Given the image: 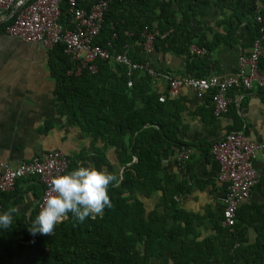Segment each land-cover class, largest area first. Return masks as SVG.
Returning <instances> with one entry per match:
<instances>
[{
	"label": "trees",
	"instance_id": "16d2710c",
	"mask_svg": "<svg viewBox=\"0 0 264 264\" xmlns=\"http://www.w3.org/2000/svg\"><path fill=\"white\" fill-rule=\"evenodd\" d=\"M95 1L76 0L87 11ZM66 2L60 4L59 23L64 29H72ZM212 6L224 12L216 22L222 31L213 34L212 42L200 36V42L193 43L197 37L190 35L189 21ZM15 16L0 24V31L5 32ZM242 24L251 45L256 40L264 45V0H109L96 41L116 53L128 51L131 61L143 63L148 58L141 55L145 41L142 34L152 33L154 50L188 56L180 78H203L207 77L206 60L211 49L219 44L233 46ZM194 45L205 49L206 54L191 53ZM48 53L56 114L104 149L114 148L117 166L102 150H98L97 159L120 182L116 187L109 186L112 207L105 208L102 215L81 223L69 213L50 236H33L28 231L38 214L37 206L29 217L13 213L10 228H0V264H150L153 259L160 264H264V202L243 203L231 231L221 226V213L212 228L215 235L201 241L196 240L192 218L176 208L172 199L176 191L170 190V177L162 173L163 150L185 147L177 138L179 110L172 108L174 101L159 102L161 94L143 73L129 76L123 66L98 60L95 73L84 71L70 77L66 72L72 63L64 45L59 43ZM129 81L131 86L127 85ZM211 113L213 116L212 107ZM51 127L47 124L42 133ZM236 130L234 125L231 131ZM80 158H68L65 174L78 167ZM259 172L260 180L253 189L261 188L264 195V170ZM158 193L159 203L146 213L143 198ZM16 196L15 188L0 192V205ZM6 211L0 210V214Z\"/></svg>",
	"mask_w": 264,
	"mask_h": 264
},
{
	"label": "crops",
	"instance_id": "0c3cea01",
	"mask_svg": "<svg viewBox=\"0 0 264 264\" xmlns=\"http://www.w3.org/2000/svg\"><path fill=\"white\" fill-rule=\"evenodd\" d=\"M223 14L222 10L212 6L204 14L191 18L187 27L190 35L197 37L193 43L200 42V36L206 38L204 41L212 42L213 34L222 31L216 22ZM10 16L11 13L0 12V24ZM235 38L233 46L219 44L211 49L206 60L207 76L236 74L238 57L251 48L249 32L244 24L238 27ZM141 55L148 58L154 69L172 78H180L188 62L187 55L170 50L153 49L151 53L145 55L142 52ZM48 63L49 53L42 45L11 37L7 29L0 31V167L5 164L15 166L43 152L58 150L69 159L81 156L77 161L78 167H94L108 172L99 164L98 150H102L107 160L117 166L114 148L104 149L102 144L95 143L56 114L55 83ZM167 87V81L161 78L153 88L165 99L174 101L172 108L179 110L177 138L191 151L188 158L178 160V147L163 150L162 173L170 177V190L176 191L172 198L176 208L192 218V228L198 234L196 240L201 241L215 235L212 228L222 213L226 189L218 179L219 165L208 145L232 132L234 125L236 132L249 140L264 141V94L257 86L248 90L231 89L226 114L215 119L209 95L198 98L194 92L183 90L180 96L170 97ZM47 124L52 127L47 133H42ZM253 165L259 171L264 170L262 153L256 156ZM119 171L120 168L118 174ZM15 191L16 198L3 202L0 210L18 208L16 214L29 217L41 196V186L37 180L23 179L15 185ZM160 198L161 193L149 199L143 198L146 213L153 210ZM246 202L263 203L261 188L253 189ZM174 214L178 216V213ZM160 263L156 259L150 262Z\"/></svg>",
	"mask_w": 264,
	"mask_h": 264
},
{
	"label": "built area",
	"instance_id": "2783aa9c",
	"mask_svg": "<svg viewBox=\"0 0 264 264\" xmlns=\"http://www.w3.org/2000/svg\"><path fill=\"white\" fill-rule=\"evenodd\" d=\"M0 0V12L16 15L13 23L7 28V33L26 43H38L51 50L59 43L64 45V53L70 58L72 67L67 70L68 76L78 77L84 71L95 73L96 61H111L123 66L127 75L134 72L145 74L151 79V85L156 86L158 79L168 83L167 95L178 97L183 90H190L198 98L210 97V104L215 118L223 117L230 104L228 92L231 89L248 90L257 86L264 93V45L262 40H256L246 54L238 57L236 74L227 77L209 75L203 78L186 77L172 78L154 69L149 60L143 63L133 62L128 57V51L116 53L102 47L96 38L102 27L104 15L108 9L109 0H96L90 9L78 6L76 0H67L66 7L70 15L72 29H64L59 23L60 4L63 0ZM259 9V7L257 8ZM142 44L143 54L153 50L154 34L144 31ZM162 38L165 35L161 36ZM125 50L129 46L125 45ZM190 52L204 56L205 49L190 47ZM262 63V64H260ZM131 86V81L128 82ZM159 102L166 99L163 95ZM178 160L189 157L190 149L179 148ZM219 165L218 179L226 186L223 199L221 226L232 230L239 207L249 198L261 174L253 162L259 153L264 155V141L249 140L238 132H230L215 141L210 149ZM68 157L63 152L52 150L43 152L29 161H21L15 166L8 164L0 167V192H12L16 182L22 179L36 178L42 187L37 203L39 213L44 197L49 190L50 180L57 175H64L68 168ZM232 264H238L233 262Z\"/></svg>",
	"mask_w": 264,
	"mask_h": 264
},
{
	"label": "clouds",
	"instance_id": "9594fccd",
	"mask_svg": "<svg viewBox=\"0 0 264 264\" xmlns=\"http://www.w3.org/2000/svg\"><path fill=\"white\" fill-rule=\"evenodd\" d=\"M119 182L116 174L85 166L53 177L40 211L28 231L33 236H50L56 225L67 219L69 213L81 223L86 218L102 215L105 208L112 207L109 186L116 187ZM18 211V208H11L0 214V228L9 229L13 224L12 214Z\"/></svg>",
	"mask_w": 264,
	"mask_h": 264
},
{
	"label": "water",
	"instance_id": "95a60500",
	"mask_svg": "<svg viewBox=\"0 0 264 264\" xmlns=\"http://www.w3.org/2000/svg\"><path fill=\"white\" fill-rule=\"evenodd\" d=\"M124 168V166H122L121 168H120V171H119V176H121V172H122V169Z\"/></svg>",
	"mask_w": 264,
	"mask_h": 264
}]
</instances>
